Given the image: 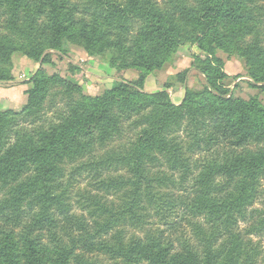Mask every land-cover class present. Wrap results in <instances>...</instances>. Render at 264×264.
Returning a JSON list of instances; mask_svg holds the SVG:
<instances>
[{
  "label": "trees",
  "instance_id": "16d2710c",
  "mask_svg": "<svg viewBox=\"0 0 264 264\" xmlns=\"http://www.w3.org/2000/svg\"><path fill=\"white\" fill-rule=\"evenodd\" d=\"M92 1L100 3L115 18L140 17L146 24L141 38H134L131 44L121 32L126 31L125 27L121 26L117 39L112 41L108 30H102L97 22L77 19L78 8L59 0H0V22L3 21L4 28V33H0V80L7 78L2 71L13 54L22 52L39 60L49 48L62 50L67 39L84 42L92 56L110 55V66L117 71L135 69L143 73L137 82L113 86L98 97H81L68 113L61 115V123L49 129L39 128L34 133L23 128L17 130L15 117L39 115L55 82L63 84L69 95L81 88L62 78L48 76L44 71L34 77L28 103L19 114L0 112V190L10 189L9 197L0 204L5 224L19 220L22 204L33 199L41 212L33 219L29 232H33L32 227L34 230L49 227L55 231L58 221L52 208L59 200L54 189L64 165L90 152L93 146L108 145L122 133L121 121L125 116L143 115L144 128L126 155L138 187L146 160L162 155L179 161V148L169 138L172 126L189 119L197 136L204 118L209 115L220 136L230 140L234 148L248 144L257 147L256 152L247 150L225 164L209 163L206 167L202 183L221 174L235 184L227 200L204 197L198 203L185 204L191 215L207 214L210 221L228 229L237 222V215L244 217V209L251 204L264 177V105L257 98L245 101L226 97L229 90L221 82L228 76L223 71L224 62L217 56L225 49L218 24L222 20L241 19L240 8L232 0H198L197 5H192L191 0H165V9L158 8L154 0H127V6L119 4V0ZM40 17L47 21L40 23ZM185 42L196 45L205 55V59L197 60L206 80L204 90L188 89L181 105H176L167 92L171 84H166L162 92H145L147 74L159 68ZM186 75L187 72L179 74L177 83H184ZM250 75L257 83L264 84V72L252 70ZM262 88L264 90V86ZM11 133H15L14 142L9 141ZM8 209L12 212L7 213ZM129 212L139 221L136 224L143 222L144 218L138 216L134 208L130 207ZM61 218L68 242H63L66 245L59 251L57 264H64L71 257L81 258L75 253L79 241L85 242L89 252L109 254L115 264H122L119 256L127 262L145 260L150 264H249L247 257L243 259L242 242L237 237L230 246L207 248L201 257L191 249L177 252L154 237L113 246L88 232L84 219L71 210L63 208ZM100 228L110 229L111 225ZM26 241L31 262L27 264H46L39 257V244L30 236ZM8 251L0 249V264H21V260ZM86 261L81 260V264H90Z\"/></svg>",
  "mask_w": 264,
  "mask_h": 264
},
{
  "label": "rangeland",
  "instance_id": "374dc122",
  "mask_svg": "<svg viewBox=\"0 0 264 264\" xmlns=\"http://www.w3.org/2000/svg\"><path fill=\"white\" fill-rule=\"evenodd\" d=\"M154 1L158 8L165 9V0ZM59 2L76 6L77 19L97 22L102 30L110 32L112 41L117 39L121 26L125 27L126 31L121 32L130 39L129 42L134 38L140 39L146 28L140 17L115 18L100 3L92 0ZM118 2L123 6L129 4L127 0ZM232 2L240 8L243 17L222 20L218 24L225 49L220 50L217 56L224 62L223 71L228 76L221 84L229 90L227 98L245 101L257 98L264 105V84L257 83L250 75L252 70L264 72V0ZM190 3L197 5L198 0ZM39 19L40 23L47 21L45 17ZM2 24L1 20L0 33H4ZM198 58L205 59V55L196 45L185 42L159 68L147 74L144 91L162 92L166 84H171L172 88L167 92L176 105H181L188 89L201 92L205 88L206 80L197 65ZM110 63V55L92 56L85 43L78 40H64L62 50L49 48L39 60L22 52L15 53L10 63L3 67L2 73L7 78L0 80V112L19 114L28 103V91L33 87L34 77L44 71L46 75L62 78L81 90L69 95L63 84L53 83L40 114L15 117L14 128L34 133L36 129L58 125L61 115L68 113L81 97H98L113 86L137 82L143 74L135 69L117 71ZM183 72H187L184 83H177V76ZM142 118L143 115L125 116L121 121L122 133L107 146H93L90 152L64 165V172L54 189L59 200L52 208L58 221L55 231L49 227L38 230L32 227L33 232H29L33 219L41 212L33 199L22 204L19 220H13L14 224H5L0 214V249L11 251L21 264L31 263L26 241L30 236L39 244V257L46 264H57L59 251L68 242L61 218L65 208L84 219L88 232L113 246L119 242L132 243L154 237L165 241L177 252L191 249L202 257L207 248L230 246L237 237L242 242L243 259L247 257L249 264H264V177L251 204L245 207L244 217L237 215V222L228 229L221 223L210 221L207 214L191 215L185 207L186 203H198L204 197L227 200L233 194L235 184L229 183L221 174H215L210 182L202 183L206 167L209 163L225 164L247 150L256 152V145L234 148L230 140L220 136L209 115L204 118V125L197 136L189 119H182L172 126L169 133V138L179 148V161L162 155L146 160L144 176L137 187L126 155L144 128ZM9 137L10 142L15 141V133ZM9 195V188L0 190V204ZM128 207L134 208L136 214L144 218L143 222L136 224L139 221L131 217ZM10 212L12 210L8 209L7 213ZM105 224H110L111 228H100ZM75 253L81 258L71 257L64 264H81L83 259L90 264H115L109 254L89 252L84 241L77 242ZM118 260L122 264H150L145 260L127 262L120 256Z\"/></svg>",
  "mask_w": 264,
  "mask_h": 264
},
{
  "label": "crops",
  "instance_id": "0c3cea01",
  "mask_svg": "<svg viewBox=\"0 0 264 264\" xmlns=\"http://www.w3.org/2000/svg\"><path fill=\"white\" fill-rule=\"evenodd\" d=\"M150 92V91H149Z\"/></svg>",
  "mask_w": 264,
  "mask_h": 264
}]
</instances>
